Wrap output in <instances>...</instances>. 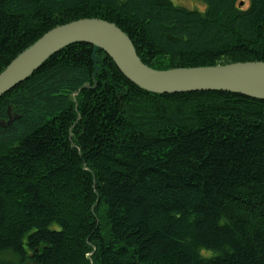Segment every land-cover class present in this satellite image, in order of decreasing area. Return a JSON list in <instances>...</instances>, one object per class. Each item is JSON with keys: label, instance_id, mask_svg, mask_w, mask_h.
I'll return each instance as SVG.
<instances>
[{"label": "trees", "instance_id": "trees-1", "mask_svg": "<svg viewBox=\"0 0 264 264\" xmlns=\"http://www.w3.org/2000/svg\"><path fill=\"white\" fill-rule=\"evenodd\" d=\"M190 1L204 10L0 0V73L82 19L114 24L154 71L264 62V0ZM8 115L0 264H264V100L148 93L75 43L0 98Z\"/></svg>", "mask_w": 264, "mask_h": 264}, {"label": "water", "instance_id": "water-1", "mask_svg": "<svg viewBox=\"0 0 264 264\" xmlns=\"http://www.w3.org/2000/svg\"><path fill=\"white\" fill-rule=\"evenodd\" d=\"M75 43L103 50L133 85L148 93L226 91L264 100V62L154 71L140 61L126 34L114 24L98 19L73 21L40 37L0 73V98L26 81L51 56ZM12 122L8 115V121L0 122V126H9Z\"/></svg>", "mask_w": 264, "mask_h": 264}, {"label": "rangeland", "instance_id": "rangeland-1", "mask_svg": "<svg viewBox=\"0 0 264 264\" xmlns=\"http://www.w3.org/2000/svg\"><path fill=\"white\" fill-rule=\"evenodd\" d=\"M174 5L183 7L185 9L189 10H197V11H203L204 10V5L201 2L198 1H190V0H170ZM181 5V6H180ZM247 5V3H246ZM198 7L202 8L198 9Z\"/></svg>", "mask_w": 264, "mask_h": 264}, {"label": "clouds", "instance_id": "clouds-1", "mask_svg": "<svg viewBox=\"0 0 264 264\" xmlns=\"http://www.w3.org/2000/svg\"><path fill=\"white\" fill-rule=\"evenodd\" d=\"M202 255H204L205 257H208V256L213 255V253L206 251V252H203Z\"/></svg>", "mask_w": 264, "mask_h": 264}]
</instances>
